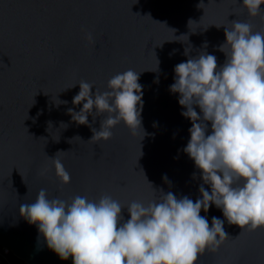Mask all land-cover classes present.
Segmentation results:
<instances>
[{
    "label": "water",
    "instance_id": "95a60500",
    "mask_svg": "<svg viewBox=\"0 0 264 264\" xmlns=\"http://www.w3.org/2000/svg\"><path fill=\"white\" fill-rule=\"evenodd\" d=\"M202 2L204 8L198 7L201 0H0V246L28 264H72L71 257L63 260L50 250L37 226L19 214L20 205L33 202L41 189L65 200L109 194L126 205L152 199L151 183L193 201L200 198V170L183 152L191 122L181 115L179 94L169 91L174 68L200 51L223 64L218 46L230 21L251 22L254 31L264 28L262 16L249 17L242 0ZM128 69L141 72L143 130L120 123L110 140L88 141L90 127L68 113L82 107L83 102L72 104L78 83L103 92L112 76ZM106 116L89 115V125L99 130ZM55 155L70 174L68 184L55 174L49 159ZM45 167L48 172L41 175ZM122 215L128 219L126 209ZM200 215L209 225L212 217L223 220L229 238L216 251L199 254L196 264H264V227L241 231L215 205Z\"/></svg>",
    "mask_w": 264,
    "mask_h": 264
},
{
    "label": "clouds",
    "instance_id": "9594fccd",
    "mask_svg": "<svg viewBox=\"0 0 264 264\" xmlns=\"http://www.w3.org/2000/svg\"><path fill=\"white\" fill-rule=\"evenodd\" d=\"M261 4L264 0H242L241 6L249 17L264 19ZM198 7H205L202 0ZM229 24L226 40L218 46L225 55L223 64L200 51L175 66L169 89L179 94L178 104L185 109L181 115L191 122L183 152L200 170V198L193 201L154 189L147 180L153 198L126 205L109 194L95 200L77 194L65 200L49 198L41 189L33 202L20 205L19 214L37 226L47 247L61 259L71 257L72 264H196L199 254L216 251L229 238L223 220L212 217L209 225L200 215L211 205L241 231L264 227V28L254 31L251 22L238 19ZM86 39L93 42L91 34ZM140 73L128 69L115 74L103 92L96 88L92 92L93 84L78 83L72 104H83L78 112L68 109V113L76 123L90 127L93 135L88 141L110 140L111 129L120 123L133 132L142 129ZM105 113L99 130L89 125V115L95 119ZM49 159L60 182L68 184L71 177L61 160L56 155ZM47 172L45 167L40 174ZM163 179L170 184L166 175Z\"/></svg>",
    "mask_w": 264,
    "mask_h": 264
},
{
    "label": "built area",
    "instance_id": "2783aa9c",
    "mask_svg": "<svg viewBox=\"0 0 264 264\" xmlns=\"http://www.w3.org/2000/svg\"><path fill=\"white\" fill-rule=\"evenodd\" d=\"M0 262L5 264H28L13 254L12 250L6 246H0Z\"/></svg>",
    "mask_w": 264,
    "mask_h": 264
},
{
    "label": "trees",
    "instance_id": "16d2710c",
    "mask_svg": "<svg viewBox=\"0 0 264 264\" xmlns=\"http://www.w3.org/2000/svg\"><path fill=\"white\" fill-rule=\"evenodd\" d=\"M0 264H5V263H3V262H0Z\"/></svg>",
    "mask_w": 264,
    "mask_h": 264
}]
</instances>
